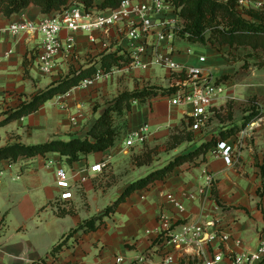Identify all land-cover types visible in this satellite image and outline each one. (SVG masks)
Segmentation results:
<instances>
[{
    "label": "crops",
    "instance_id": "crops-1",
    "mask_svg": "<svg viewBox=\"0 0 264 264\" xmlns=\"http://www.w3.org/2000/svg\"><path fill=\"white\" fill-rule=\"evenodd\" d=\"M45 15L47 14L39 6L31 5L12 16L0 13V26L26 20L39 22ZM67 34L68 31L64 30L61 36L65 37ZM75 36L76 57L59 56L53 74L47 76L49 81L43 85L41 79L35 77L36 73L40 77L46 76L41 74L37 64L43 35L39 32H0V121L23 101L59 80L61 74L65 76L70 68L81 67L79 62L88 65L90 62L86 63V57L91 55L94 57L93 62L96 61L100 54L107 52L104 43L109 44L112 50L119 47L116 31H113L110 39L103 37L96 43L91 42L83 32H77ZM177 40L180 47L185 43L181 39ZM199 56H194L193 52L188 54L181 47L174 59L182 64L197 65ZM206 66L210 67L208 60ZM127 72V84L132 86L131 90L138 84L142 87L145 81L157 82L165 77L169 78L171 74L167 70L155 68L131 69ZM105 78L88 88L75 87L48 101L36 112L0 127V147L12 142L37 144L54 137L64 140L85 137L108 105L102 103L94 110L95 103L92 100L100 101L104 96L110 97L111 101L120 93L119 84L113 83L114 79ZM217 105L216 103L215 106ZM188 109L187 106L171 103L168 97H159L147 104L135 101L128 114V132L148 124L151 133L147 143L151 146L161 144L168 139L173 127L180 121H187ZM255 138V147L241 152V166L232 165L236 153L234 143L233 162L230 165L212 150L201 164H184L166 180L132 193L118 206L116 212L104 218L97 230L76 233L72 242H68L51 261L46 259L43 264H189L186 258L181 257V253H175L173 262L165 260L169 250L163 246L156 231L161 210L175 214L180 219L179 222L186 219L198 223L216 220L217 228L231 235L222 245L226 255L222 264H231L229 255L255 251L259 245V231L264 227V178L259 173L257 164V161L261 165L264 163V128L256 132ZM141 152L142 150L136 152V155ZM129 157L124 150L123 140L115 149L92 153L72 164L58 153L21 159L13 165L4 162V170L0 172V226L4 223L6 225L5 231L0 229V264H34L39 262L36 258L43 259L44 255L49 257L52 255L53 244L69 229L59 230L60 220L79 216L78 213L58 217L50 205L65 192V188L57 184L56 170L59 166L67 171L71 186L69 191L72 193L70 198L62 201H70L73 205L80 202L82 198L75 189L80 187L84 189L89 203V209L85 206L87 212L94 203L97 214H101L106 208L105 201L102 203V200L109 196L112 201L114 194L119 197L133 180L108 190L109 188L100 186L98 181L101 172L92 171V167L104 161L106 165L112 163L117 168L119 163ZM50 161H54V165L49 164ZM133 166L137 168L136 165ZM203 168L209 169L214 175V184L217 186L213 190L218 191L220 204L215 198L187 201L182 197L183 192L196 191L203 184ZM169 191L184 202L186 212L179 213L166 202L162 193ZM100 201L102 207L99 205ZM88 218L90 217L84 218V221ZM76 220L75 224H80V217ZM49 235L53 237L54 243H48ZM237 241L240 243L237 244ZM185 251L188 258H195L193 247H186Z\"/></svg>",
    "mask_w": 264,
    "mask_h": 264
},
{
    "label": "trees",
    "instance_id": "trees-1",
    "mask_svg": "<svg viewBox=\"0 0 264 264\" xmlns=\"http://www.w3.org/2000/svg\"><path fill=\"white\" fill-rule=\"evenodd\" d=\"M126 0H0V13L12 16L36 5L45 14L63 12L71 3H81L87 9L97 8L107 10L118 8ZM174 6L180 19L181 28L179 38L187 44L212 47L224 50V55L229 60L240 61L246 57L245 68H249L250 61L258 70H264V13L258 10H248L242 13L237 8V0H165ZM244 52L240 57L239 53ZM131 62L129 52L118 48L113 51L103 52L94 62L79 68L72 67L67 75L51 83L47 88L39 91L29 100L23 101L13 109L3 120L0 127L11 121L28 116L58 95L65 94L75 87L80 86L86 79L93 78L99 71L109 73L113 69H121ZM229 75L219 78V82L228 80ZM222 80V81H221ZM181 89V85L154 86L146 85L134 90H123L107 104L102 114L96 119L85 137H73L64 140L54 137L48 141L37 144H25L12 142L0 147V172L4 170L3 163L16 164L21 159L46 156L49 153H58L67 159V162L83 160L92 153L102 152L117 148L128 134V114L135 101L147 104L159 97H170ZM252 106L246 110L243 123L233 125L226 130L213 134L209 139L203 136L198 140L197 132L193 130V118L187 117L181 125L172 128L166 146L176 149L185 143L195 144L193 149L176 155L166 163L153 167L141 177L133 180L119 195L117 200L108 205L101 214H96L81 222L70 231L73 236L76 233H89L97 230L103 223L104 218L116 212L118 206L137 190H142L157 182L166 180L177 168L184 164H201L207 155L217 148L223 141L233 142L231 138L244 130L251 122L264 117V108L257 106V102L251 99ZM233 101L229 102L232 108ZM97 110V109H95ZM217 108H211L215 112ZM216 115V113H214ZM232 113L230 112L231 117ZM211 116L210 118H212ZM210 120V119H209ZM156 148L145 146V150L134 156L135 164L139 167L152 165ZM213 198L220 204L218 191L213 190ZM66 242H58L51 250L52 255H57L65 247ZM198 263V262H196ZM189 263V264H196ZM34 264H42L40 262ZM264 264V259L259 263Z\"/></svg>",
    "mask_w": 264,
    "mask_h": 264
},
{
    "label": "built area",
    "instance_id": "built-area-1",
    "mask_svg": "<svg viewBox=\"0 0 264 264\" xmlns=\"http://www.w3.org/2000/svg\"><path fill=\"white\" fill-rule=\"evenodd\" d=\"M228 1V0H225ZM240 12L258 10L264 13V0H237ZM181 28L180 19L174 6L165 0H126L115 9L98 10L87 9L81 3H71L63 12L45 15L39 22L20 21L7 26H0V32H39L43 35L42 46L37 55V64L41 74H53L57 65V58L61 55L76 57L77 40L75 34L83 32L93 42H100L101 38H111L116 31L119 47L129 52L131 62L121 69H113L109 73L99 71L93 78L86 79L80 87H87L94 82L110 75L131 69L150 70L160 68L175 76V84L181 89L168 97L171 103L187 106L188 116L193 118V130L205 127L212 116L211 108L227 90L224 83L214 76V71L206 66L207 58L199 56L197 65H186L174 59L175 53L181 50L177 39ZM67 30L65 37L61 33ZM105 51H113L109 44L104 43ZM188 54L191 49L185 50ZM73 120V119H72ZM151 131L148 124L128 132L124 139L125 147L142 145ZM233 143L220 142L215 153H219L225 163L233 162ZM50 161L49 164H54ZM106 166L102 161L92 167V171H101ZM58 185L68 188L69 178L65 168L57 169ZM203 184L196 191L182 193L183 199L196 201L200 198L208 199L214 186V175L207 168L202 169ZM71 192L62 194L63 199L70 198ZM162 196L177 212H186V205L173 192H163ZM180 219L175 214H168L161 210L158 214L156 229L162 244L169 251L165 256L167 262L174 261L175 253H181L182 258L196 264H222L225 253L222 245L231 235L221 228H217V221L212 219L205 223ZM212 228V230H210ZM218 243V244H215ZM240 241H237L239 244ZM193 247L194 257L186 256V247ZM231 264H259L264 259V227L259 231V245L255 251H243L229 255ZM120 261V259H118Z\"/></svg>",
    "mask_w": 264,
    "mask_h": 264
},
{
    "label": "rangeland",
    "instance_id": "rangeland-1",
    "mask_svg": "<svg viewBox=\"0 0 264 264\" xmlns=\"http://www.w3.org/2000/svg\"><path fill=\"white\" fill-rule=\"evenodd\" d=\"M181 47H184L186 49H191L192 52L194 53V56H205L207 60L209 61L210 68L214 71V76H216L218 79L221 78L224 75H229L230 78H227L228 80L222 81L227 87L225 95L220 98L217 102V110L212 113V118H210L208 124L205 126V129L200 133L197 132L198 134V140H200L203 136H211L213 134H218L219 132L226 130L227 128L233 126V125H241L244 120V116L246 115V110L248 107L252 106V101L251 99L255 102L257 106H260V108H264V70H258L256 69L252 64H254V61H250L249 63L251 66L249 68H245L244 64H246V57L244 60L240 61H234V60H229L226 58L224 55V50H219L215 49L212 47H201V46H195V45H190L187 43L181 44ZM244 52L239 53L240 57L244 56ZM94 57L91 55L86 57V63L93 62ZM81 66H84L86 64H82L79 62ZM157 70H162L160 68H155ZM129 71V70H128ZM40 74L35 75V77L40 78L43 85L47 84L49 81L47 76H42L40 77ZM61 78L64 77V74L60 75ZM117 78V79H115ZM106 79V78H105ZM107 79L111 80L114 79L113 83H118L120 87V92L123 90H131L132 86L127 84L129 80V72L124 71L122 73H117L110 75L107 77ZM176 82L175 76H172L170 74V77H165L160 81L157 82H151V81H145L143 86L146 85H154V86H172ZM142 86V87H143ZM137 87L141 88L139 84ZM136 87V88H137ZM83 88H88L83 87ZM135 89V88H134ZM132 89V90H134ZM110 100V97H102L99 99H93V103H95L94 110L97 109L98 106H100L102 103H108ZM233 101V106L232 108H229V102ZM149 103V102H148ZM230 112L232 113L231 117ZM216 113V115H214ZM182 121L178 123V125H181ZM264 128V117L261 119L251 122L244 130L239 132L236 136L231 138V143H234L236 145V153H235V158L233 162V166H241L242 157L240 156L241 152L244 151L246 148H254L255 147V141H256V132L259 129ZM172 130V129H171ZM170 130V133H171ZM169 137V136H168ZM165 138V137H164ZM148 139V138H147ZM147 139L145 142L142 144L143 146H135V147H125L124 145V150L129 154V158L126 161H123L119 163V165L116 167L113 166L112 163L106 165L103 170L98 171L101 172L100 177H98V181L100 182V186L102 187H107L109 188H114V186L121 187L124 183L130 181V180H135L142 175L146 174L151 168L153 167H158L164 163H166L169 159L175 157L176 155H179L180 153H183L193 147L195 144L191 143H185L181 146H179L176 149H169L166 144L167 140L163 141L161 144H157L155 146L149 145L147 142ZM145 146H149L151 148H156V151L154 152V161L152 165L149 166H137L134 161V156L136 155V152H139L140 150L144 151ZM264 151V149H262ZM264 155V154H263ZM257 164L259 166V173L261 176L264 178V163L261 165L260 161H257ZM54 165V164H53ZM133 165H136L137 168H134ZM57 173V170H56ZM59 180V178H58ZM57 180V184H58ZM59 186V185H58ZM216 187L217 185L214 184ZM213 186V187H214ZM60 187V186H59ZM69 188H65V192H70ZM78 194L81 196V201L78 202L76 205L70 204V201H62V200H67L63 199L62 195H59V199L56 198L53 202L50 203V205L54 208V211L58 217H67L68 214L73 215V214H78L79 216H71L65 219L60 220L58 224V229L59 230H65L68 229L65 233L61 234V236L58 238L57 242L53 244V247L60 241L66 242V245H68V242H72V236L70 234V231L78 226V223H76V219L80 217V222L84 221V218L86 217H92L97 214V207L96 204L93 203L91 206L90 210L85 208V206L88 207L89 209V203L87 202V197L86 193L83 188L77 187L75 188ZM107 190V191H108ZM115 198L111 201L109 199V196L105 197L102 200V203L105 201L106 207L108 205L113 204L118 196L116 194ZM61 196V197H60ZM213 198V188L210 194V197L208 200H211ZM101 201L99 202V205L102 207ZM89 213V214H88ZM5 223L3 226H0V229L5 231ZM52 236L49 235V241L48 243H54L55 241H52ZM52 249V248H51ZM54 255H50L47 257L46 255L41 258H36L37 261L40 263H45V260L48 259L49 261L52 260V257ZM36 261V262H37Z\"/></svg>",
    "mask_w": 264,
    "mask_h": 264
}]
</instances>
